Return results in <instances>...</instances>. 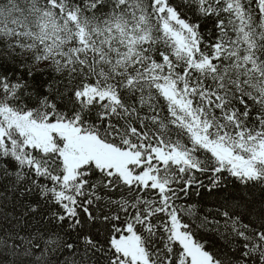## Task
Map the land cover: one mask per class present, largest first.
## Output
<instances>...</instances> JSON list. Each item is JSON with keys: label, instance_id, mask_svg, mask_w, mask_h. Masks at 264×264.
Instances as JSON below:
<instances>
[{"label": "snow or ice", "instance_id": "1", "mask_svg": "<svg viewBox=\"0 0 264 264\" xmlns=\"http://www.w3.org/2000/svg\"><path fill=\"white\" fill-rule=\"evenodd\" d=\"M0 264H264V0H0Z\"/></svg>", "mask_w": 264, "mask_h": 264}, {"label": "trees", "instance_id": "2", "mask_svg": "<svg viewBox=\"0 0 264 264\" xmlns=\"http://www.w3.org/2000/svg\"><path fill=\"white\" fill-rule=\"evenodd\" d=\"M235 194H239V195H243L244 192L243 190H239L237 193ZM258 194V193H257ZM209 202L207 204H205V208H213L214 207V204L211 202V200L213 199L212 197H209Z\"/></svg>", "mask_w": 264, "mask_h": 264}]
</instances>
